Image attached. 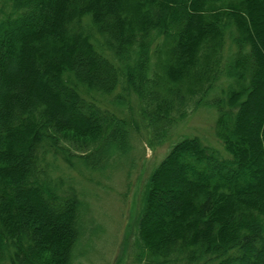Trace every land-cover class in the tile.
Wrapping results in <instances>:
<instances>
[{
  "label": "trees",
  "instance_id": "trees-1",
  "mask_svg": "<svg viewBox=\"0 0 264 264\" xmlns=\"http://www.w3.org/2000/svg\"><path fill=\"white\" fill-rule=\"evenodd\" d=\"M132 95L157 140L214 106L228 154L171 147L146 182L138 262L264 264V0H0V264L83 254L87 205L50 171L128 156L132 122L101 103Z\"/></svg>",
  "mask_w": 264,
  "mask_h": 264
},
{
  "label": "rangeland",
  "instance_id": "rangeland-1",
  "mask_svg": "<svg viewBox=\"0 0 264 264\" xmlns=\"http://www.w3.org/2000/svg\"><path fill=\"white\" fill-rule=\"evenodd\" d=\"M101 104L111 111L122 109V115L132 122L130 154L105 172L77 170L62 160H57L50 171L55 180H64V188L74 185L87 205L86 226L92 233L74 264H144L138 262L136 230L146 182L183 137L199 136L222 156H228L215 134L216 108L200 105L174 125L166 139L157 140L147 126L136 95L122 107L109 101Z\"/></svg>",
  "mask_w": 264,
  "mask_h": 264
}]
</instances>
